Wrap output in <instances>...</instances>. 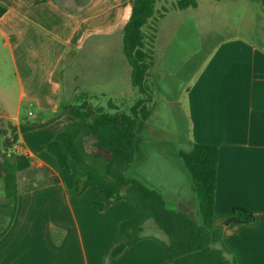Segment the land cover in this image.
I'll use <instances>...</instances> for the list:
<instances>
[{"label": "crops", "instance_id": "obj_1", "mask_svg": "<svg viewBox=\"0 0 264 264\" xmlns=\"http://www.w3.org/2000/svg\"><path fill=\"white\" fill-rule=\"evenodd\" d=\"M0 4L7 8L0 16V130L5 131L0 135V199L5 197V136L14 133L19 188L15 215L0 238V264H102L120 223L136 215L135 204L107 199L94 188L76 194L82 172L74 163L70 169H59L42 147L66 126L57 76L62 62L70 51L97 45L101 39L116 37L123 47L121 34L132 0H0ZM168 13L158 20L153 87L159 57L167 60L174 37L179 40V34L162 35ZM116 59L111 66L114 73L105 74L104 80L114 81L116 65L129 63L121 56ZM128 73L131 80V69ZM185 103L187 138L160 170L165 172L163 178L174 177L168 183L174 192L159 183L152 169L149 186L163 195L168 206L185 210L183 200L194 191L179 152L193 142L218 144L214 226L222 229L223 243L238 264H264V46L240 35L219 41L187 86ZM26 125L35 127L23 132ZM42 167L59 181L42 184L48 177L42 170L26 174ZM151 176L154 181H149ZM30 182L35 187L27 189ZM235 205L246 206L256 219L226 224ZM166 240L145 234L113 264H173L162 243Z\"/></svg>", "mask_w": 264, "mask_h": 264}, {"label": "trees", "instance_id": "obj_2", "mask_svg": "<svg viewBox=\"0 0 264 264\" xmlns=\"http://www.w3.org/2000/svg\"><path fill=\"white\" fill-rule=\"evenodd\" d=\"M159 0H132L129 20L123 27V53L131 66V82L139 97L125 111L113 100L106 106L88 100L65 106V128L42 147L52 154L59 169H70L71 163L82 172L76 194L88 188L101 191L107 199L130 200L136 215L120 223L119 232L102 264H113L115 259L144 237L146 223L151 219L167 237L162 241L173 264H238L225 247L222 229L214 226L215 192L219 145L193 142L179 152L187 169L198 202L199 220L191 212L168 207L163 195L126 171L135 160L138 137L147 124L154 105L151 69L161 14L169 8H158ZM198 0H176L171 8L184 10L196 7ZM0 4V16L6 11ZM22 126L23 132L34 128ZM5 131L0 130V135ZM93 138L97 151L90 152L86 142ZM17 135H6L5 197L0 199V238L5 234L15 215L18 198V170L16 164ZM40 170L48 176L42 184L57 183L59 178L48 168H33L26 174L34 176ZM35 182L26 185L35 187ZM103 208V203L96 202ZM255 213L243 205H235L226 224L249 223Z\"/></svg>", "mask_w": 264, "mask_h": 264}, {"label": "rangeland", "instance_id": "obj_3", "mask_svg": "<svg viewBox=\"0 0 264 264\" xmlns=\"http://www.w3.org/2000/svg\"><path fill=\"white\" fill-rule=\"evenodd\" d=\"M174 2L176 0L158 1L160 10L163 7L169 8L168 17L163 20L160 29L162 35L166 37L168 34H179V40L177 41V37L172 39L173 52L167 60L164 61L163 56L159 57L162 62L158 69V80L154 84L153 110L149 122L139 134L136 158L126 171L127 176L138 178L149 186L151 182H148V176L152 169L157 172L156 179L161 185H166L168 192H174L169 190L173 188L169 184H172L174 177L163 178L165 172L160 174V170L166 160L174 158L173 151L184 146L182 141L187 138L188 126L184 115L187 86L219 41L240 35L264 46V12L261 0H198L197 7L184 10L171 8ZM122 36L121 34V38ZM117 41L116 37L101 39L97 45L89 43L85 49L73 50L67 54L57 73L63 90L60 114L65 111V106L81 103L85 99L104 106L111 99L126 111L139 97V93L131 85L128 73L131 68L126 65L129 63L116 65L114 81L104 80L105 74L114 73L111 66L117 64V56H121L124 62H129L119 46L120 41L119 44ZM33 111L37 110L34 108ZM29 119L31 122L35 121V118ZM93 142V138H88L86 142L87 149L92 153L97 151ZM149 181H154L152 176ZM183 201L184 209L199 220L195 193ZM169 206L172 207L170 204ZM147 224L144 235L166 236L157 229L153 220L150 219Z\"/></svg>", "mask_w": 264, "mask_h": 264}, {"label": "water", "instance_id": "obj_4", "mask_svg": "<svg viewBox=\"0 0 264 264\" xmlns=\"http://www.w3.org/2000/svg\"><path fill=\"white\" fill-rule=\"evenodd\" d=\"M68 110H69V109H68ZM68 110H65V111L62 113V115L65 114L66 112H68Z\"/></svg>", "mask_w": 264, "mask_h": 264}]
</instances>
